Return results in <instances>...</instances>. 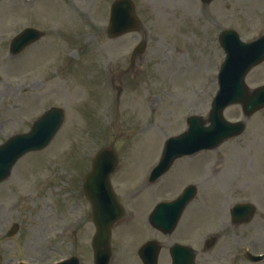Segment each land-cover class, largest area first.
<instances>
[{
    "label": "rangeland",
    "instance_id": "374dc122",
    "mask_svg": "<svg viewBox=\"0 0 264 264\" xmlns=\"http://www.w3.org/2000/svg\"><path fill=\"white\" fill-rule=\"evenodd\" d=\"M45 1L38 0L26 4L24 0H0V126L2 125L0 144L7 140L10 131L28 130L33 120L37 119L49 106H62L70 112L66 114L65 124L53 143L46 150L33 153L19 161L8 180L0 183V232L5 235L12 224H19V231L12 240L4 238L0 240V264H13L16 257L20 256L50 264L60 257L76 255L81 258V253L75 247L85 252L87 247L89 249V246H92V226L94 227L93 223H80L78 226L72 223L82 213L88 214L91 211V208L87 207V202L83 203L84 162L80 164L78 161L81 154L86 160L85 157L88 158L90 152L110 144L122 156H130V152L134 150L137 152L143 137V132H140L139 136L138 124L140 127L145 125L144 115H139L138 109L142 106L146 108L147 105L142 87L144 80H146L145 85H148L147 88L156 95L154 98L156 114L151 118L148 113L145 119L151 120L158 129L162 127L160 132L166 135L165 139L167 136L182 133L187 127L185 121L187 116L192 114L207 116L209 113L210 104L206 94L203 95L202 92V88H205L204 76H196V73L200 74L201 70L206 71L212 78L208 89V93H211L213 86L216 85L212 83L216 81L214 70L224 59L219 32L226 27L235 26V23L238 24L243 34L241 37L245 41L257 37L261 31L264 32V0H215L207 5H204L201 0H136L138 14L143 21L146 22L148 17H152L151 7L153 12H156L154 16L158 18L156 25L151 23L149 32L151 44L154 46L153 51L158 50L152 53L153 61L167 59L164 66L168 67L169 61L172 60L170 70L174 72L177 68L173 67L180 63L190 68L179 72L180 74L175 77V90L172 89L171 96L164 100L161 91L165 90L166 81L164 85L158 82L161 71L164 69L158 72L152 70L149 73L142 71L139 75V67H136L134 77L130 72L127 79L129 84L125 83L127 75L123 76V72L129 70L130 52L137 45V39L141 34H130L122 38L120 43L115 40V45L110 52L106 45L114 41L107 39L105 30L112 0H56L57 3L48 0L46 4ZM180 1L182 5L179 4ZM189 1L191 9L186 10ZM167 15L172 23L164 25L168 31L166 29L161 31L163 25L160 19L162 22L163 18L166 21ZM29 25L42 29L48 28L51 40L41 43L42 46L38 45L34 48L35 50L32 49L14 63L9 52L10 42L17 33ZM90 30L96 33L95 41L98 46L105 42L104 45L99 46L101 49H106L101 50V55L105 65L107 63L111 72L114 73V77L111 74L115 83L109 78L112 89L106 90L104 96H101L102 92L93 86V81L89 80L90 76L97 79L103 76L104 67L99 66L100 59L97 62L93 60L96 52H90V67L87 66L83 70L84 64L71 67L70 72L73 77L71 81L68 79L64 83V87L70 85L72 89L65 90L61 79L48 80L56 77L54 72L62 66L55 50L58 42L52 40L66 36L61 39L63 43L68 42V47L63 46L68 49L66 53L70 52L72 46L73 49L84 46L79 48L83 49L81 58L71 62L74 64L83 61V56L87 57L89 44L84 37L89 34L86 31ZM159 31L166 33L165 37ZM163 49L166 51H162ZM126 51L128 55L125 59L123 54ZM150 52L149 49L145 53ZM116 53L122 55V58ZM145 53L137 56L135 64L140 60L138 58H143ZM72 54L75 58L77 57L76 51ZM201 54L203 57H200ZM206 57L208 60L205 59ZM193 60L197 63L195 67L189 65ZM47 64L49 67L45 68L46 70H34L37 73L30 71L38 69L39 66L43 69ZM95 64L98 65L99 72L98 69H94ZM157 74H159L158 79ZM254 80H259V76L253 78L252 82ZM252 82L250 81L253 86H256V82ZM155 83L156 86L153 88ZM122 85L125 86V90L118 96V87ZM24 92L28 94L24 96ZM95 94L97 98L94 97ZM102 97H105L106 101H103ZM150 99L151 97H147V102H150ZM101 104L102 106L110 105V107H106L104 119L102 117L97 119ZM115 104L117 108L122 109L123 114L126 112V118L124 116L117 118L114 113L112 114L111 108ZM137 104L140 105L137 106ZM241 114L242 110L239 106H233L226 111L227 118L232 121L242 119ZM138 117H141L142 121ZM7 118H10V121ZM260 119H264V116ZM97 133L105 137H98ZM162 134L153 135L149 132L146 136L144 148L141 150L143 155L139 158L138 165L130 168V178L141 180L145 173L144 168L156 158L155 156L162 148L164 142ZM87 165L88 162H86ZM192 165L194 166H191L193 170L191 175L197 178L199 166L197 163ZM174 171L179 172L177 174L180 176L174 178L172 184L179 190L170 198H175L181 192L182 184L191 179L188 170L182 169L180 165H177ZM124 178L123 175H118L117 181L122 182L123 186L130 185ZM170 192L173 191L170 190ZM257 192V190L254 191V193ZM222 193L216 190L215 194L222 195ZM78 201H81L84 206H79ZM132 204L135 205L128 202L129 206ZM201 204L198 202L194 208L201 207ZM262 208L264 209V205ZM216 211L219 210L211 213ZM200 213V208L193 209L189 216L182 218L177 228L178 233L169 236L158 235L159 241L163 244L160 258L164 260V264L171 263L169 247L175 241L192 245L198 250V258L203 257V246L206 240L216 234L215 228L219 216L210 214V218L206 219L207 210ZM260 213L264 214V211H259L256 217ZM68 224L71 225L70 229L66 227ZM75 229L78 230L75 236L72 232H68ZM63 230L67 232L66 235L58 236L57 232ZM121 231L127 240V247L125 248L126 243L120 245L118 250L125 255L123 260L118 259L116 263L141 264L136 257L138 243L144 237H152L154 233L147 235L142 229H133L131 225ZM230 231L231 229L228 228L224 232L230 233ZM244 236L251 240L254 234L250 232L245 233ZM84 237H87L85 243L81 240ZM79 238L80 240L76 242ZM223 246L224 239L210 252L209 255L213 260H220L223 257L222 254H227ZM263 249L264 245L259 250ZM87 259L86 264H93L89 257ZM212 263L215 264L213 261Z\"/></svg>",
    "mask_w": 264,
    "mask_h": 264
},
{
    "label": "water",
    "instance_id": "95a60500",
    "mask_svg": "<svg viewBox=\"0 0 264 264\" xmlns=\"http://www.w3.org/2000/svg\"><path fill=\"white\" fill-rule=\"evenodd\" d=\"M130 9L128 8L127 11H129ZM127 11L124 8H120L118 10H116L117 12V17L113 19V24L114 26H116V24H126V20L124 19V17L126 16ZM129 13V12H128ZM132 22V21H131ZM228 79H230L231 77L228 75L227 76ZM243 101L246 103L247 106L251 105V102L253 101V99H243ZM48 115L44 118L41 119V121L39 122V124L36 125V137L38 136V141L34 143V145L31 146H27V147H20V146H15L12 145L10 146V148L8 149L7 152H5V157L3 160V163L0 164V180H2L3 178H5L8 173L10 172V169L12 167V164L22 155L24 154L28 149H32V148H37L38 146H41L46 140L47 138L50 136V134L46 131L43 130V126L45 123H50L52 125H56L57 122V117L53 114V112H49L47 113ZM48 117V118H47ZM216 122V121H215ZM215 126V123L213 125V127ZM209 130H213L212 127H210L208 129ZM206 131V130H205ZM175 157V156H174ZM173 157V158H174ZM103 155H101L98 163H100L103 159ZM98 172L97 168L95 169V171L93 172L91 178L89 179L86 188H90L89 184L90 183H94L96 176H94L96 173ZM91 186V185H90ZM111 222L101 225L100 230H102V228L104 229L106 226V229L108 230V226ZM182 259L177 260V264H185V260L180 261Z\"/></svg>",
    "mask_w": 264,
    "mask_h": 264
},
{
    "label": "bare ground",
    "instance_id": "6f19581e",
    "mask_svg": "<svg viewBox=\"0 0 264 264\" xmlns=\"http://www.w3.org/2000/svg\"><path fill=\"white\" fill-rule=\"evenodd\" d=\"M228 176H229V174L228 175H225V177H224V182H226V183H224V186L225 187H226V184L229 185L232 181H233L234 184L240 183V177L238 175L233 174L232 177L230 176L229 178H227ZM215 179H217V177L213 174L211 178L207 179V181L210 184H213V183H215V181H214Z\"/></svg>",
    "mask_w": 264,
    "mask_h": 264
}]
</instances>
